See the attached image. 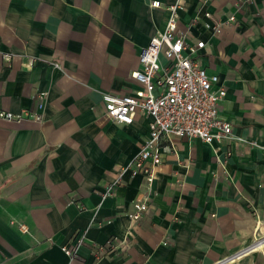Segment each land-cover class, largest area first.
I'll return each mask as SVG.
<instances>
[{
    "label": "crops",
    "instance_id": "crops-1",
    "mask_svg": "<svg viewBox=\"0 0 264 264\" xmlns=\"http://www.w3.org/2000/svg\"><path fill=\"white\" fill-rule=\"evenodd\" d=\"M151 1L0 0V110L35 109L46 93L43 121L0 117V264H264V241L247 249L264 236V0H159L179 3L178 28L205 42L232 136H173L151 185L126 173L102 195L149 136L148 115L118 123L105 102L141 87L140 51L169 17Z\"/></svg>",
    "mask_w": 264,
    "mask_h": 264
},
{
    "label": "built area",
    "instance_id": "built-area-1",
    "mask_svg": "<svg viewBox=\"0 0 264 264\" xmlns=\"http://www.w3.org/2000/svg\"><path fill=\"white\" fill-rule=\"evenodd\" d=\"M150 5L153 8L167 9L169 17L165 30L152 36L149 44L140 51V66L132 72V77L141 87L134 94L109 98L105 102L107 116L118 123L132 124L138 112L145 113L151 118L150 132L137 155L121 168L115 184L107 186L102 193L103 197L114 193L115 185L126 173L131 177L142 174L151 185L168 147L164 143L168 142L170 147L173 146V136L200 138L209 144L214 139L232 136V123L219 115L220 102L226 95V88H214L219 76L207 73L198 54L205 42H192L189 33L178 28V10L181 8L179 3L167 5L153 0ZM204 15L209 19L205 26L215 34H220L223 23L208 10ZM234 20L235 15L232 14L229 21ZM162 55L166 63H162ZM36 61L33 56H28L26 66L33 67ZM45 100L46 93L40 92L35 109L19 113L0 110V117L17 122L24 119L43 121ZM148 207V197L139 198L134 201L133 209L128 215L132 219H139L147 212ZM21 228L28 231L25 225H21ZM262 241L264 236L256 239L253 244ZM83 242L84 236H81L76 243L63 248L69 256L75 257ZM112 245V240H109L105 245L96 246L93 250L95 259L100 260L103 252ZM230 259L231 257H226L218 264Z\"/></svg>",
    "mask_w": 264,
    "mask_h": 264
},
{
    "label": "water",
    "instance_id": "water-1",
    "mask_svg": "<svg viewBox=\"0 0 264 264\" xmlns=\"http://www.w3.org/2000/svg\"><path fill=\"white\" fill-rule=\"evenodd\" d=\"M257 245H258V243H255L252 246H250L248 249H251V248H253V247L257 246Z\"/></svg>",
    "mask_w": 264,
    "mask_h": 264
}]
</instances>
